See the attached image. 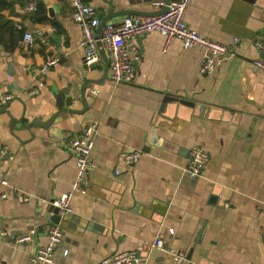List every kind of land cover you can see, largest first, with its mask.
<instances>
[{
	"label": "crops",
	"instance_id": "1",
	"mask_svg": "<svg viewBox=\"0 0 264 264\" xmlns=\"http://www.w3.org/2000/svg\"><path fill=\"white\" fill-rule=\"evenodd\" d=\"M35 1L38 9L28 11ZM84 2L101 21L111 10L160 11L152 1ZM186 22L210 39L241 42L204 74L199 48L173 40L164 52L165 38L149 33L137 38L135 80L115 84L104 54L85 71L68 0H0V96L13 97L0 107V173L10 185L0 184V264H33L48 229L58 226L50 202L70 191L73 213L59 224L64 237L53 264H102L126 251L138 253L135 264H174L153 247L157 238L196 264H264V73L254 65L264 0H193ZM27 33L32 45L24 44ZM53 56L58 63L44 74ZM166 95L210 109L162 108ZM90 124L94 166L81 192L72 190L69 144ZM195 145L209 158L193 179L185 167ZM133 151L143 156L129 167L122 156ZM32 228L31 242L14 243Z\"/></svg>",
	"mask_w": 264,
	"mask_h": 264
},
{
	"label": "built area",
	"instance_id": "2",
	"mask_svg": "<svg viewBox=\"0 0 264 264\" xmlns=\"http://www.w3.org/2000/svg\"><path fill=\"white\" fill-rule=\"evenodd\" d=\"M193 0H170L165 13L154 16L126 15L118 23H107L98 33L101 19L97 8L84 2V0H68L71 7V16L75 25L81 31V47L84 50L83 67L89 72L92 66L99 62L104 54L109 60V77L115 84L132 83L136 78L135 62L139 59L137 38L157 32L165 38L163 51L167 52L173 40L180 41L185 48H199L203 52V60L200 67L201 73H211L218 69L222 63L232 57L240 44V38L235 37L231 44H225L210 39L192 29L186 22L187 12ZM152 5L161 10L165 6L164 0H154ZM28 11L35 12L38 3L31 2ZM33 37L25 34L24 44L32 45ZM255 47L259 57L254 61L255 67L264 73V40L257 39ZM58 57H51L42 67L44 74L56 66ZM97 91V90H96ZM36 90L32 91L35 93ZM11 95L0 96V107L11 101ZM96 125L90 124L80 135L70 141L69 149L75 157L77 176L72 190L85 192L88 187V177L94 163L92 151L95 146ZM4 149L0 150V154ZM143 156L141 151L125 153L122 161L129 167L138 164ZM206 150L195 145L190 151V157L185 167V173L193 178H200L208 163ZM119 174L120 171H117ZM0 184L10 186L8 178L0 173ZM12 191L19 193L18 189ZM7 195L3 194L5 198ZM24 200L28 196L23 197ZM59 209L60 215L73 213L71 191L50 202ZM36 229H30L26 234L13 237L16 245L28 244L36 234ZM63 230L58 226H52L47 231L48 244L36 250L32 255V263L53 264L55 252L63 240ZM153 247L169 254L174 264H196L189 259L184 249H176L166 245L163 239L157 238ZM66 253V251H65ZM139 261L136 251L116 252L106 258L102 264H135Z\"/></svg>",
	"mask_w": 264,
	"mask_h": 264
},
{
	"label": "water",
	"instance_id": "3",
	"mask_svg": "<svg viewBox=\"0 0 264 264\" xmlns=\"http://www.w3.org/2000/svg\"><path fill=\"white\" fill-rule=\"evenodd\" d=\"M150 1H154V0H138L139 3L141 2H150ZM165 1V6L157 12H145V11H138V10H125L122 11V13H115L113 10H111L108 15L106 17H104V19L101 21L100 26L98 28V33H100L103 29V27L105 26V24H107L109 21H111L112 18L118 16V15H138V16H154V15H159L162 13H165L168 10L167 5L169 4L170 0H164ZM171 103L175 104L174 106H176V108L180 110V106L179 105H186V106H190L193 107L195 110L200 111L201 113H206L209 109L210 106L208 105H202L200 103L194 102L192 100H188V99H179L175 96L172 95H166L165 98L163 99V105L162 108L170 106ZM212 110H220L217 109L216 107H214ZM151 142L154 143L155 140L151 139ZM69 215H60L59 213V209L57 207H55L54 205L50 204L49 206V215L48 217L51 218V221H53L55 224H60L62 221H66L68 220Z\"/></svg>",
	"mask_w": 264,
	"mask_h": 264
}]
</instances>
